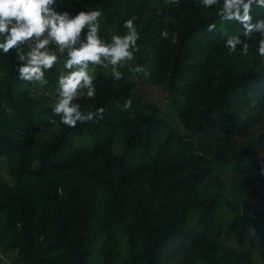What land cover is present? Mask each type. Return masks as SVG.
Masks as SVG:
<instances>
[{"label": "trees", "instance_id": "trees-1", "mask_svg": "<svg viewBox=\"0 0 264 264\" xmlns=\"http://www.w3.org/2000/svg\"><path fill=\"white\" fill-rule=\"evenodd\" d=\"M56 7L102 8L116 34L135 15L137 62L190 136L155 105L142 107L127 66L119 81L111 66L93 67L97 94L78 102L84 111L102 107L103 116L69 128L52 112L54 66L47 85L22 81L15 50L0 53V253L16 251L17 264H254L218 240L240 230L264 249V154L255 157L264 143L256 130L264 121V62H238L243 54L224 47L230 35L255 41L235 21H221L219 5L205 9L199 0H58ZM259 17L264 8L254 7ZM212 22L217 28L208 32ZM162 28L176 38L162 40ZM100 35L110 41L102 27ZM128 98L132 107L123 109ZM226 159L245 204L212 170Z\"/></svg>", "mask_w": 264, "mask_h": 264}, {"label": "clouds", "instance_id": "clouds-1", "mask_svg": "<svg viewBox=\"0 0 264 264\" xmlns=\"http://www.w3.org/2000/svg\"><path fill=\"white\" fill-rule=\"evenodd\" d=\"M180 2L165 0V4L172 5ZM199 3L205 9L219 5L216 10L219 19L238 23L243 36L255 41V51L264 62V17L253 20V8H264V0H199ZM57 4L58 0H0V53L7 54L14 49L18 78L40 85L48 84L45 73L58 62L57 53L65 56V71L58 77L57 99L52 112L61 124L74 128L78 123L95 121L103 116L102 107L84 111L78 102L82 94L87 98L97 94L93 67L111 66L114 81L123 78L121 67L130 66L137 78L140 74L147 75V69L143 64L130 63L139 51L140 32L135 15L124 20L123 34H113L108 41L100 35L102 8L58 11ZM216 28V22H212L207 31L214 32ZM159 37L175 39L176 34L162 28ZM224 47L229 54L246 55L249 43L247 39L242 40L240 34L230 35L224 40ZM130 107L132 100L128 98L122 108ZM6 111L11 113L13 109L8 107Z\"/></svg>", "mask_w": 264, "mask_h": 264}, {"label": "rangeland", "instance_id": "rangeland-1", "mask_svg": "<svg viewBox=\"0 0 264 264\" xmlns=\"http://www.w3.org/2000/svg\"><path fill=\"white\" fill-rule=\"evenodd\" d=\"M202 8H204L201 5ZM101 27L107 33L108 37L111 38L113 34H116L114 30L108 26V24L104 23L101 19L100 21ZM256 44L249 45L248 53L246 55H241L238 62L245 60L251 63H260L261 65V58L255 51ZM59 56V55H58ZM130 63H138L135 57L133 62ZM243 63V62H242ZM240 65V64H239ZM242 65V64H241ZM240 65V66H241ZM262 66V65H261ZM130 70V66H127ZM55 72L57 73V77L64 72L62 69L61 59L59 57L58 62L54 65ZM131 72V70H130ZM131 78L135 85L136 95L140 99L142 107L146 104H153L155 105L159 111L161 117L169 124H171L175 129L180 131L185 136H190V131L185 128V126L180 122L178 118V114L175 109L171 107L170 100L166 91H164L161 87L155 86L150 83L149 75L140 74L137 78L136 75H133L131 72ZM58 85V80H57ZM259 131L257 136L260 137V141L262 142L264 136V121L263 123L256 129ZM246 138L239 139V142H244ZM264 154V143L258 144L256 148L255 157H260ZM233 164V160L226 159L217 161L214 160L211 163V167L213 172L218 175L225 183L227 194L235 201L239 202L240 204H245L249 201V198L246 194L240 191L239 188L233 183L232 180V172L231 167ZM219 244L224 246H229L234 248L235 250L244 253L248 256V258L254 264H264V249L260 244L253 245L248 240L246 234L240 230L229 232L223 235L218 240ZM17 252H8L5 254L0 253V264H17L18 256ZM136 264H143L140 260H136Z\"/></svg>", "mask_w": 264, "mask_h": 264}]
</instances>
